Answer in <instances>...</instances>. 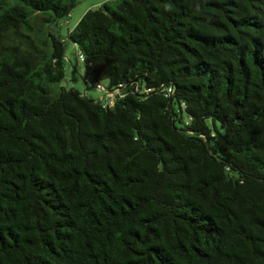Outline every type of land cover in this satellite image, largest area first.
Here are the masks:
<instances>
[{"label": "trees", "instance_id": "obj_1", "mask_svg": "<svg viewBox=\"0 0 264 264\" xmlns=\"http://www.w3.org/2000/svg\"><path fill=\"white\" fill-rule=\"evenodd\" d=\"M0 0V264H264V0ZM108 80V85L101 82Z\"/></svg>", "mask_w": 264, "mask_h": 264}, {"label": "rangeland", "instance_id": "obj_2", "mask_svg": "<svg viewBox=\"0 0 264 264\" xmlns=\"http://www.w3.org/2000/svg\"><path fill=\"white\" fill-rule=\"evenodd\" d=\"M114 0H77V5L71 11L69 16L60 23L58 34L67 42L65 67L67 71V79L60 85L56 86L57 90L63 88H74L84 94L89 100L96 101L101 99L104 94L92 84H86L83 78L84 63L79 58L77 47L68 40V34L74 29L81 18L89 10L99 8L102 4ZM103 85H108V80L101 82Z\"/></svg>", "mask_w": 264, "mask_h": 264}, {"label": "built area", "instance_id": "obj_3", "mask_svg": "<svg viewBox=\"0 0 264 264\" xmlns=\"http://www.w3.org/2000/svg\"><path fill=\"white\" fill-rule=\"evenodd\" d=\"M97 89L101 90L103 92V94H104V96L101 99H103L104 97L107 98L108 102H107V104L105 106L113 107L114 106L113 97H115V95L113 93H111V92H108L107 88H105L102 85H98Z\"/></svg>", "mask_w": 264, "mask_h": 264}]
</instances>
